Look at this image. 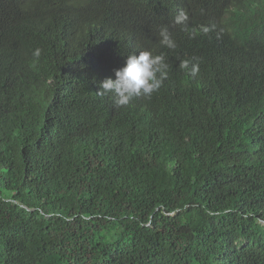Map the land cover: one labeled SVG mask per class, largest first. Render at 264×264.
<instances>
[{
    "label": "trees",
    "instance_id": "trees-1",
    "mask_svg": "<svg viewBox=\"0 0 264 264\" xmlns=\"http://www.w3.org/2000/svg\"><path fill=\"white\" fill-rule=\"evenodd\" d=\"M0 264H264V0H0Z\"/></svg>",
    "mask_w": 264,
    "mask_h": 264
},
{
    "label": "clouds",
    "instance_id": "clouds-1",
    "mask_svg": "<svg viewBox=\"0 0 264 264\" xmlns=\"http://www.w3.org/2000/svg\"><path fill=\"white\" fill-rule=\"evenodd\" d=\"M188 20L187 12L182 9L174 17V23L178 25H186ZM200 30L203 31L205 28L202 26ZM158 36L161 46L169 50L177 48V44L166 25L159 28ZM32 55L39 58L40 49H35ZM179 68L187 71L191 76H195L199 71L198 62L195 59L180 61ZM169 69L170 65L164 54H153L149 50L128 54L125 64L113 70L115 78H105L99 83L97 95L103 97L111 94L116 107L127 106L138 97L150 99L168 78Z\"/></svg>",
    "mask_w": 264,
    "mask_h": 264
},
{
    "label": "rangeland",
    "instance_id": "rangeland-1",
    "mask_svg": "<svg viewBox=\"0 0 264 264\" xmlns=\"http://www.w3.org/2000/svg\"><path fill=\"white\" fill-rule=\"evenodd\" d=\"M24 197H26L25 195H24ZM27 198V197H26ZM26 202H27V205H30L31 207L32 206H34L35 205V203H34V201L33 200H31V199H25V198H23Z\"/></svg>",
    "mask_w": 264,
    "mask_h": 264
}]
</instances>
